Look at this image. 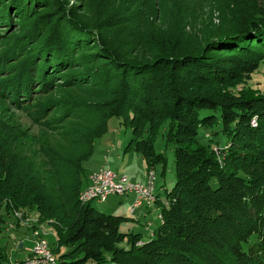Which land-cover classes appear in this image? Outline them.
Listing matches in <instances>:
<instances>
[{"label": "trees", "instance_id": "trees-1", "mask_svg": "<svg viewBox=\"0 0 264 264\" xmlns=\"http://www.w3.org/2000/svg\"><path fill=\"white\" fill-rule=\"evenodd\" d=\"M33 1L38 6L44 0ZM44 3L32 13L21 11L18 0H0V29L10 28L13 18H34L49 6ZM213 6L221 25L213 31L207 27L202 41L166 35L153 23V32L129 37L145 53L134 59L105 44L86 53L83 39L72 44L60 39L58 46L45 41L41 47L50 22L29 35L34 41L2 50L0 90L16 106L33 102L35 92L43 94L60 68L102 60V70H95L102 71L100 76L81 79L119 84L110 117L130 116L136 139L125 150L141 154L150 167L165 166L167 157L139 134L147 124L151 134L168 124L165 139L174 151L175 185L167 191V205L158 200L163 224L136 246L143 235L124 233L127 219L79 201L81 166L60 157L39 162L26 130L0 106V208L49 222L62 264H264V95L232 91L264 64V5L215 0ZM33 108V121L46 123L50 104L36 102ZM204 111L219 116L202 117ZM254 117L258 127L251 123ZM218 122L227 141L214 149L202 143L200 128ZM126 239L128 248L122 246ZM64 248L68 252L61 255ZM5 260V247H0V262Z\"/></svg>", "mask_w": 264, "mask_h": 264}, {"label": "rangeland", "instance_id": "rangeland-1", "mask_svg": "<svg viewBox=\"0 0 264 264\" xmlns=\"http://www.w3.org/2000/svg\"><path fill=\"white\" fill-rule=\"evenodd\" d=\"M214 1L44 0L42 4L37 6L33 0H18V4L23 8L20 9L21 11L33 13V8H38L41 5L46 6L47 3L44 2H49V6L45 10L41 9L32 19L20 21L13 18L14 22L10 28L7 25L6 28L0 29V54L3 49L5 51L17 42L21 48L24 43H27L26 41H34L29 35L38 34L37 30L44 29L45 24L50 22L51 25L43 34L45 38L41 47H45V41L50 45L58 46L60 39H65L66 41L63 40L65 43L72 40L70 44L83 39L89 45L86 48L88 50L86 53H93L96 45L101 47L102 44H105L114 50H124L123 52L131 54L134 59L136 56L145 53L129 37L139 35L141 32H153L154 24L156 27H162L166 35L175 38L183 35L193 43H196L197 40L202 41L205 38L204 30L207 27H212L211 31H213L221 25L220 12L214 8ZM260 4L264 5V0H260ZM28 6L29 8H27ZM38 19H41L40 22ZM4 38L2 43L1 40ZM16 38L18 39L13 41ZM41 40L42 38L39 39V42ZM28 50H31L30 44ZM96 61V64L80 62L71 68H60L58 76L52 79L50 84L48 83L49 87L43 91V94L34 93L33 102L24 101L21 105L16 106L0 90V106L15 123L20 124L26 130L29 146L36 152L39 162H46L49 157H60L61 161L81 166L82 190L88 183L89 175L101 164H106L115 173L125 176L127 183L130 184L143 183L139 182L142 181V177H145V181L149 182V179L154 177L153 188L155 193L154 198L152 197V205L146 207L149 209L146 217H122L127 219L126 225L128 227L125 226L123 230L125 229L124 233L128 235L136 234L132 227L143 223H146L145 227L143 225L145 229L146 227L150 228L153 224L155 225L154 229H156L164 219L156 192L167 205V191H171L176 181L174 151L172 147L167 148L165 139L168 124H164L158 131L154 130L152 134L150 133V124H147L144 131L139 134V140L147 139L154 143L157 151L164 150L167 157L165 166L158 164L155 167H150L141 154L126 152L125 149L128 144L136 139L134 127L128 124L130 116L110 117V114L116 111L114 100L120 93L119 84L115 82L111 85H96L95 80L81 79L87 74L101 75L102 71L95 73L97 72L95 70H102L103 67H98V65L102 64L103 61ZM232 91L237 94L264 95V64L251 76L242 78ZM36 102L50 104V108L45 114L46 123L34 122L32 119L31 115ZM201 115L202 117L219 116L218 112L214 111H204ZM252 122L255 123L253 124L255 127H258L257 117H254ZM105 130L106 133L103 137L96 138ZM199 138L203 144L215 147L214 149L217 147L219 149L224 148V143L227 141L220 122L214 126L200 128ZM89 153H91L90 156ZM126 163L132 164L129 165V169L133 175L136 173V179L129 176V171L125 168ZM111 204H114L112 197L104 204L94 201L91 205L96 211L108 214L109 211L106 207ZM142 207L145 205L132 208L130 204H124L118 207V212L137 217L139 212L137 210ZM136 211L137 213H135ZM14 214L7 213L3 207L0 208V221H3L0 222V231L3 232L0 235V247H5L7 255V260L0 262V264H10L13 259L22 260L25 257L24 249H16L15 241L17 239L26 238L28 240L26 248H34V244L31 242L34 240L33 231L28 229L29 227L21 226L23 220ZM151 215L156 217L153 223H151ZM40 226L48 243L55 248L56 234L51 224L42 222ZM144 228L142 229L144 230ZM146 234L153 237L155 230H150ZM146 238L147 235H143L136 246H141L147 240ZM127 241L128 239L122 246L128 248ZM67 252L68 249L64 248L61 250V255Z\"/></svg>", "mask_w": 264, "mask_h": 264}, {"label": "built area", "instance_id": "built-area-1", "mask_svg": "<svg viewBox=\"0 0 264 264\" xmlns=\"http://www.w3.org/2000/svg\"><path fill=\"white\" fill-rule=\"evenodd\" d=\"M253 124L255 123L252 122ZM153 180H155L154 177L146 183L130 184L127 183L125 176H120L109 168H101L89 175L88 183L81 191L79 201L84 205L92 204L94 201L106 203L112 196L134 194L136 199L133 207L142 205L150 207L155 193ZM14 215L23 220L21 226L29 227L28 229L33 231L34 248L29 250V256L24 260L11 262L10 264H62L60 256L44 237L45 233L40 226L42 224L40 217L38 215L24 217L21 213H15ZM20 244L17 242V247Z\"/></svg>", "mask_w": 264, "mask_h": 264}, {"label": "crops", "instance_id": "crops-1", "mask_svg": "<svg viewBox=\"0 0 264 264\" xmlns=\"http://www.w3.org/2000/svg\"><path fill=\"white\" fill-rule=\"evenodd\" d=\"M137 158V157H136ZM108 160V159H107ZM110 161V160H109ZM129 165H132L131 163H126V166H125V168H126V170L127 171H129V176H132L134 179H136L135 178V176H136V173H134V175L131 173V171H130V169H129ZM101 168H109V169H111L110 167H108L106 164H101L99 167H98V169H95V170H93V171H98L99 169H101ZM120 169H122L121 167H120ZM112 170V169H111ZM123 170H125V169H123ZM92 171V172H93ZM118 174V173H117ZM118 175H120V176H122L121 174H118ZM126 176H128L127 174H125ZM146 180V178L145 177H142V181H139V182H146L145 181ZM135 182H137V181H135ZM156 194H157V196L159 197V200L160 201H162V199H161V196L159 195V193L158 192H156ZM111 198V197H110ZM109 198V199H110ZM112 198H113V205L111 204V205H108L107 207H106V209L109 211L108 212V214H112V215H115V216H127V217H129V218H141V217H146V215L148 214V212H149V209L148 208H146V207H142V208H140V209H138L137 211H139L138 212V216L137 217H132L131 215H129V214H127V213H120V212H118V207L119 206H121V205H124V204H130V206H132V208H133V204H134V202H135V199H136V196L134 195V194H127V195H117V196H112ZM108 199V200H109ZM104 204V203H103ZM132 208H131V210H132ZM152 208V207H151ZM151 210H153V209H151ZM137 211L135 212V213H137ZM130 213V212H129ZM153 213V212H152ZM152 216V215H151ZM152 218V222L151 223H153V221H155V219H156V217L155 216H152L151 217ZM147 220H148V218H147ZM158 221V220H157ZM147 222V221H146ZM148 223V222H147ZM143 225H144V227H145V225H146V223H143V224H139V226H136V227H132V230H133V232H135L136 234H142V235H147V236H149L148 234H146V233H148L150 230H156V229H154V227H155V225L153 224V225H151V227L150 228H148V227H146V229L143 227ZM128 227V225H126V228ZM142 228H144V230L142 229ZM27 239L26 238H24V239H20V240H18L17 239V241H15L16 242V244H17V242H19V243H21L20 245H19V247H17V245H16V249L18 250V249H24V252H25V257L22 259V260H24L27 256H29V250H30V248H26V243H27ZM33 244H34V241H31ZM22 260H16V259H13L12 260V262H15V261H22ZM11 263V262H10Z\"/></svg>", "mask_w": 264, "mask_h": 264}]
</instances>
